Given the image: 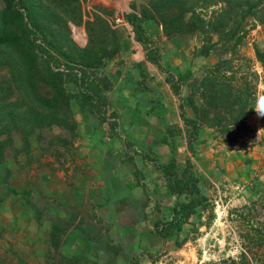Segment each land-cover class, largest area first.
I'll use <instances>...</instances> for the list:
<instances>
[{
    "label": "trees",
    "instance_id": "obj_1",
    "mask_svg": "<svg viewBox=\"0 0 264 264\" xmlns=\"http://www.w3.org/2000/svg\"><path fill=\"white\" fill-rule=\"evenodd\" d=\"M41 1L0 0V70L7 68L8 72L0 75V164L9 152L13 155L25 152L26 165L36 161L39 167L49 170H54V162L63 167L68 160H73L74 139L80 132L76 109L97 123L106 121L109 134L119 136L124 144L122 162L135 163L139 149L116 129L117 113L110 110L108 94L112 80L103 69L122 47L115 28L96 14L93 20L85 22L89 34L87 43L76 47L69 42L68 50L62 49L64 44H58L52 23L62 20L65 28V19L80 21L81 0H47L46 5ZM130 7L125 17L132 26L134 38L145 45L149 39L143 24L154 21L168 39L190 38L193 56L217 55L213 63L202 66L199 74L185 76L189 90L186 101L180 104V116L185 124L187 150L190 153L194 150L193 143L202 127L211 128L213 137L234 143L256 109L258 92H264L259 89V84H264V43L252 42L254 57L241 50L256 25H261L264 32V0H147L140 11L134 4ZM73 27L77 39L76 31L81 27L75 24ZM145 56L161 66L156 50L148 48ZM254 61L261 66L260 72L254 67ZM166 79L178 92V77L169 75ZM69 84L74 88L70 89ZM15 90L21 96L12 100ZM185 103L191 105L194 116L185 114ZM260 118L264 128V117ZM54 126L57 131L53 130ZM174 131H178L176 125H168L161 141L173 140ZM149 155L141 151L143 160L154 164L167 192L174 198L167 207L168 212L156 221L155 233L163 239L173 235L177 239L182 223L197 208L207 207L210 201L202 191L190 155L183 162L174 154L165 161ZM46 157L52 159L43 160ZM133 174L139 182V170L135 168ZM256 203L264 207V183L251 208ZM257 212L230 210L239 221L238 253L199 264H264V213L256 218ZM54 221L51 235L57 239L63 231L60 223ZM5 259L0 257V264H5ZM68 259V264L75 263L74 258ZM131 264L137 261L133 258Z\"/></svg>",
    "mask_w": 264,
    "mask_h": 264
},
{
    "label": "rangeland",
    "instance_id": "obj_2",
    "mask_svg": "<svg viewBox=\"0 0 264 264\" xmlns=\"http://www.w3.org/2000/svg\"><path fill=\"white\" fill-rule=\"evenodd\" d=\"M41 3L46 5L47 0H42ZM146 3L147 0H81L80 21L65 19L67 25L65 28L62 20H56L52 23V30L58 44H64L62 49L66 48L67 50L69 42L76 47H82L87 43L89 34L85 22L93 20L96 14L103 16L115 28L122 41V47L120 52L103 67L112 78V89L108 93L111 102L110 110L113 109L117 113L119 119L117 130L120 135L132 141L139 152L134 157L135 163L122 162L123 142L118 136L110 137L109 134L107 135L105 132L108 128L107 122L97 123L90 115L82 114L77 109L75 116L80 124V132L74 139L75 155L73 160H68L63 167L58 166L57 162L52 164L54 170H49L45 166L39 167L36 161L26 165L27 153L20 152L13 155L9 152L3 165L0 166V256L9 258L11 264H19L16 260L14 261L15 256L13 254L17 252L25 254L26 264H28V260L40 264L37 261L39 260L38 257L35 258L36 254H32L34 259L29 255L32 249L29 247L28 241L34 239L33 234L30 235L28 229L29 217H21L17 210H29V207L25 208L26 197L34 198L33 200L42 210L47 207L50 210H65L64 203L59 202L57 196L56 199L53 196L55 191H50V188H47L41 179L47 180L49 176L60 177L61 174L65 175L67 168H72L73 171L77 170L78 167L75 168L76 162H79L78 166L82 164L81 168L87 174L96 173L100 162H102L103 168L108 167L107 169L112 172L111 178L114 179L120 174L124 178L122 183L127 185L124 188L125 191L132 190V195L136 197L137 203L140 205L142 199L139 200V185L136 184L133 170L135 168L139 170L138 175L141 177L147 193L152 196V200H156V196L161 198L162 192L160 193L159 189L160 183L163 181L154 164L149 160H143L141 151L150 154L149 156L158 157L160 161H165L174 154L178 161L183 162L185 156L190 155L195 164L199 184L202 191L208 196L210 204L203 209L197 208V212L190 216L191 219L182 223V229L178 233L177 239L174 235L163 239L155 233L154 220L156 218L161 219L163 214L168 212L167 207L172 202L166 203L164 201V204H161V210H154V216L151 211L146 212L144 221H149V224H146V226L150 225L151 227V231L148 232L149 235H146V231L142 235L139 232V217H136V213H128L119 207V209L116 208V203L114 204L112 200H110V207L114 210H108V213H105L104 204L97 203L99 206L96 208L99 210H96L94 217L90 216L96 221L93 223L99 226L101 230L99 229L95 233L92 241L100 249L106 242L110 246V252L115 253L120 259H129L130 257L138 261L139 233L140 240H145L140 253L146 254L147 258L152 254L160 264H199L203 261L218 260L229 254L235 255L238 253L240 245V239L237 235L239 221L236 215L229 213V211L258 210L259 213H255L256 218L257 216L261 217L264 213V207L259 203L255 204L254 209L251 208V206L253 207L252 200L257 198L258 191L264 183L263 123L261 129V126L250 116L246 122L247 128L241 131L234 143L221 141L213 137L212 132L206 130L203 133V139L194 141L192 153L187 150L185 143L182 142L183 138L181 140V135L177 131H174L173 140L170 142L161 141L166 130L160 129L161 132H158L157 128H161L158 122L163 120V118L158 117V114L161 113L165 116V113H173L176 101L173 97L166 95V83L162 77L155 76V74L149 76V71H145L144 74L141 66H139V71H134L133 63L139 58V54L136 53L129 56L131 52L135 51L134 46H129L126 52H123L125 50L124 44L134 33L125 14L131 10L130 4H134L137 11H140L141 6ZM73 24L81 27L80 30L76 31L77 39L73 33V29L75 31ZM253 36L258 39L259 45H263L264 32L261 25H256L253 30H250L248 42ZM184 43L192 47L190 38L186 37ZM245 45L244 50L243 46L241 48L244 53L252 47L250 43ZM214 57L217 58V55H210V58ZM250 57H254V54ZM253 65L257 70L260 69L259 72L261 71L258 62L254 61ZM2 73H8L7 68L1 69L0 75ZM199 73L200 69L194 74ZM69 88L73 89L74 86L69 84ZM259 89L261 90L260 85ZM18 96L21 94L15 90L10 99L13 100ZM262 99L264 102V92L259 91L258 101ZM157 118L160 119L158 122ZM53 130L57 131L58 128L54 126ZM255 144L258 147L254 151L252 146ZM171 145L174 146L173 149H171ZM35 151L34 148L33 153ZM253 154H255L254 157ZM51 159L52 157L43 158L45 161ZM114 168L117 171H114ZM98 172L100 173V171ZM106 173L109 174L108 171ZM118 182L120 183L121 180ZM42 185L45 187V192L40 189ZM51 192L52 194H50ZM171 201H174L173 197ZM245 204L248 208L245 207ZM209 214H211L210 217H208ZM184 237L185 239H183ZM185 242L187 243L186 253L179 252L180 249H183ZM41 250L42 255L48 252L44 248L37 249V252L41 253ZM185 255L187 258L183 261ZM84 264H87L86 261ZM91 264H98V262H91Z\"/></svg>",
    "mask_w": 264,
    "mask_h": 264
},
{
    "label": "crops",
    "instance_id": "obj_3",
    "mask_svg": "<svg viewBox=\"0 0 264 264\" xmlns=\"http://www.w3.org/2000/svg\"><path fill=\"white\" fill-rule=\"evenodd\" d=\"M143 25L145 27V34L149 39L147 45H145V43L141 41L136 40L133 33L130 39L127 40L124 44L123 48L125 50H123V52H126V49L129 46H134L136 48L135 51L129 54V56H132L135 53L139 54V58H137V60H135V62L133 63L135 68L134 71H139V66H141V70L143 73L145 71H149V76H153V74H155V76L162 77V80H164V82L166 83V95H168L169 97H173V99H175L176 101V105L173 113H165V116H163V114L161 113L158 114V117L163 118V120L157 118V122L160 120L158 122V125H161V128L157 129L159 130L158 132H161L160 129H163L164 131L166 130V127L168 125L175 124L176 129L178 130L177 133L181 135V140L183 138L182 142L185 143L186 147V138L184 136L185 124L180 116V104L182 101H186V95L189 90L188 81L185 76L188 74L196 73L199 69L202 68L204 64H211L217 58H210V55L193 56L190 52L191 47L184 43L186 37L168 39L162 34L161 26L154 21H147ZM250 40L251 41L248 42L250 43V45L253 41L258 43V39H256L255 36L251 37ZM245 46L246 45H243V50ZM148 48L156 50V52L159 54L161 66H158L157 64L149 61L146 58L145 52ZM245 53L249 56L254 54L253 47H250ZM144 66L146 67L145 69ZM259 70L260 69L258 68V71ZM169 75H172L174 78L178 77V81L180 82L178 92H175L171 87L170 81H167L166 78ZM259 85L261 90L264 89V84ZM262 102L263 99L257 102L256 109L251 115L252 120L259 124V126H261V129L262 121L259 113ZM183 111L187 116H194V111L191 105H189L188 103L184 104ZM206 130L212 132V129L209 127L200 128L197 140H200V138L203 139V133ZM105 132L107 133V135L109 134L108 130H105ZM109 136L114 137L115 135L109 134ZM122 145L123 148L121 151L123 152L125 147L124 144ZM257 147V144L252 146V148H254V151L257 149ZM254 155L255 154H253V157ZM3 162L0 164V166L3 165ZM76 164L77 165H75V168L78 167L77 170L73 171L72 168H67L65 170V175L61 174L60 177L49 176L47 180L43 178L41 179V181L43 180L42 182L47 185V188H50V191H55V194L53 196H55V199L57 196L59 202L64 203L65 210H50V208L48 207L42 210V208L39 207L38 204L33 200L34 198L31 199L29 197L25 198V208L29 207V210H17V213L21 217H29V233L30 235L33 234L34 236L33 241H28L29 247L32 249V251H30L31 253L29 252V255L34 259L32 254H36L35 258L38 257L39 260L37 261H39L40 264H68V258H74V264H84L85 261L87 264L89 263V261L90 264L91 262H98V264H127L128 262V264H131V259L133 258L129 257V259H120L119 257H117V255H115V253L110 252V246L106 242L101 249L98 247V245L93 243L92 239L94 238L95 233L100 229L99 226L93 223L96 222L93 219L94 213H96V210H99L96 208V206H99V203H103V206H105L103 210H106L104 212L108 213V210H114V208L112 209L110 207V200H112L114 204L116 203V208L119 207L122 210L128 211V213H136V217H139V232L142 235L146 231V235H149L148 232L151 231V227L150 225L146 226V224H149V221H144L146 212L151 211L154 216V210H161V204H164V201L166 203H173V201H171L172 196L167 192V188L162 181L160 183L161 187L159 189L160 193L162 192L161 198L159 199L156 196V200H152V196L147 193L146 187L141 181V177H139V182H136V184L139 185V200L142 199L140 205L137 203L136 197L132 195V190L129 189V192L125 191L124 188L127 185L122 183L124 178H122L120 174L118 175V173V176L116 178H111L112 172L107 169L108 167H106V169L103 168L102 162H100L97 167L100 173L96 171V173L94 174H87L86 171L82 170V164L81 166H78L79 162H76ZM102 169L104 170L102 171ZM107 171L110 175L106 173ZM114 171L117 170H115L114 168ZM120 180L121 182L119 183L118 181ZM157 182L160 181L157 180ZM38 187L40 186L38 185ZM33 188L35 187L33 186ZM40 189L45 192V187L43 185ZM50 194H52V192ZM51 199H53V197H51ZM31 203L35 205L33 206L34 208L31 207ZM90 215L93 217H91ZM190 219L191 217H189V220ZM53 220H55L54 222H57L58 224L60 223L59 226L63 231L58 233L57 239L51 235V230L53 229ZM157 220V218L154 220L155 226ZM140 233L139 259L137 261V264H160V262L157 261V259H155L152 254H150V257L147 258L146 254L144 255L143 252L142 254L140 253V251L142 250L141 247L144 246L145 242L144 239L140 240ZM163 241L166 242V240ZM31 242H33V244H31ZM186 245V242L183 243V249H180L179 252L186 253ZM39 248L47 249V253L49 254L44 253L42 255V250L41 253H38L37 249ZM13 255L15 256L14 261L16 260L19 264L27 263V259L24 253L19 254L17 252ZM186 255L183 261L186 260ZM62 256H65L66 259ZM87 257H90L91 260L87 259ZM5 260V264H11V262H9V258H6ZM28 264L37 263L28 260Z\"/></svg>",
    "mask_w": 264,
    "mask_h": 264
},
{
    "label": "clouds",
    "instance_id": "obj_4",
    "mask_svg": "<svg viewBox=\"0 0 264 264\" xmlns=\"http://www.w3.org/2000/svg\"><path fill=\"white\" fill-rule=\"evenodd\" d=\"M259 115H260L261 117H264V110H262V111L259 113Z\"/></svg>",
    "mask_w": 264,
    "mask_h": 264
}]
</instances>
